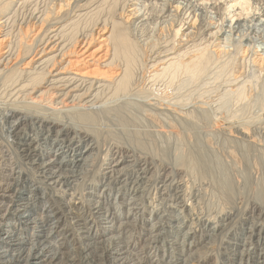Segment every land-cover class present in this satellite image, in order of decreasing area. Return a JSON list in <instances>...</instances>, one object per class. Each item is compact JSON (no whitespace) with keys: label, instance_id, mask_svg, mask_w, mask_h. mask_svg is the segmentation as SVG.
<instances>
[{"label":"bare ground","instance_id":"6f19581e","mask_svg":"<svg viewBox=\"0 0 264 264\" xmlns=\"http://www.w3.org/2000/svg\"><path fill=\"white\" fill-rule=\"evenodd\" d=\"M249 1L0 0V113L11 138L0 137V264H208L218 242L215 264H264V123L241 122L237 107L205 124L199 105L168 102L179 73L191 80L229 55L225 21L236 15L225 27L241 39L261 21L264 6ZM237 6L253 15L229 16ZM161 18L144 47L134 22ZM250 62L263 70L264 54ZM235 72L224 94L240 103L250 81ZM160 81L163 95L152 89ZM208 131L229 142L221 155ZM154 178L157 205L138 216ZM34 202L44 203L39 216ZM140 222L138 250L130 232Z\"/></svg>","mask_w":264,"mask_h":264},{"label":"rangeland","instance_id":"374dc122","mask_svg":"<svg viewBox=\"0 0 264 264\" xmlns=\"http://www.w3.org/2000/svg\"><path fill=\"white\" fill-rule=\"evenodd\" d=\"M159 3H160V0H157ZM133 2H135V6H137V8H139L140 7V5H142L143 3H142V0H132V3ZM139 2V3H138ZM226 2H228V4L230 3L229 2V0H226ZM253 2H255L254 0H250L249 1V8H251V9H254V8H258V9H260L261 7H263L264 6V4H262V2L260 1V3L259 4H253ZM139 4V5H138ZM261 5V6H260ZM225 6H227L225 3H224V7ZM252 6V7H251ZM236 8V7H235ZM142 9H143V7H142ZM208 9H210V8H208ZM227 9V8H226ZM228 10V9H227ZM226 10V11H227ZM230 10V9H229ZM239 10V11H238ZM241 10V8L239 7V6H237V9H232L231 10V12L230 11H225L226 13H228V12H230V15L229 16H231L232 14H237L238 12H241L242 13V15H240L238 18L239 19H242V18H246V20L247 19H249V17L248 16H250L249 14H252V10L249 12V14L247 15L246 14V12L245 11H240ZM262 10V9H261ZM261 10H259L258 12H255V13H260V11ZM213 10H209V14H211L212 15V17H214L215 16V14L212 12ZM232 11H234V12H232ZM224 12V13H225ZM246 14V15H245ZM262 13H260L259 15H261ZM210 15V16H211ZM253 15V14H252ZM226 16V15H225ZM227 17V16H226ZM255 17H256V14H255ZM228 18V17H227ZM236 15L233 17V19H232V22H231V24L228 22H224L223 23V27H222V29L223 30H221V34H220V36H219V41L220 42H222L223 43V45L226 47V49H229V55H228V53L226 54V56L223 58V57H221V59L219 58L217 61H216V59H214V60H212V61H210L209 62V65L207 64L205 67H204V70H202L200 73H198L197 75H195V77L194 78H192L191 80H188L187 79V77L185 76V74L184 73H179L178 74V77H176V79L174 80V81H176V83L175 82H173V86L174 87H176V88H174L173 86H172V88H170V91L172 92L173 91V93L174 92H177L178 94L180 93V94H182V97L180 96V95H178V94H173L171 97H169L168 98V102L169 103H172V102H175V101H177L178 100V98H179V101H178V103H180V104H177V105H179V106H183V107H190V106H194V107H197L198 105V107L200 108V113L202 114L201 115V117L199 118L200 120L203 118V116H204V114H205V116L207 117V119H203L204 120V122H205V120H207V122H205V124H207V123H209L210 125L212 124V121L214 122L215 120H217V119H222V120H226L227 121V119L229 120L230 119V117L234 114V112H236V110L238 109V108H240L239 110H240V115H239V117H241V118H239L238 117V119H241L242 121L241 122H243V123H245V122H247L248 120H249V122L248 123H250V121H251V125H258V124H261V123H264V69L263 70H257V68L255 67V66H253V64L250 62V59H251V57L253 56V53L254 52H259V53H263L264 54V22L262 23V21H264V17L263 16H260L259 18L261 19V21H259V22H256V24L254 25V27H252L250 30H245V31H243V33H245V35L244 36H242V39L241 38H239V36H240V34H238V32H235L234 30H231V29H228V28H226L225 26H226V24H230V25H232L233 23H234V21L236 20ZM226 20V19H225ZM149 22V23H147V22ZM146 21H140V19H138V20H136L135 22H134V25H133V29H134V35H135V37L137 38V40H138V42H140V44L141 45H143L144 47H148L149 46V42L150 41H153V39L155 38V34H154V30H156V27H157V25L159 24V21H160V23H161V21H163V19L161 18L160 20H156L155 22L153 21V19H148V20H146ZM145 22V23H144ZM150 22L152 23L151 25H150ZM155 23V24H154ZM143 24V25H142ZM220 24V23H219ZM252 23H250V24H247V25H242L241 26V28H243V29H246L248 26H250ZM261 24V25H260ZM263 24V25H262ZM147 26H148V28H147ZM156 26V27H155ZM186 26V25H185ZM184 26V27H185ZM146 27V28H145ZM213 27H215L214 25H213ZM214 29V28H213ZM143 30V31H142ZM150 32V33H149ZM242 34V33H241ZM252 36V37H251ZM251 39V40H250ZM144 40H146V41H144ZM250 41V42H249ZM146 44V45H145ZM147 44H148V46H147ZM237 44V45H236ZM241 48H247L248 49V51H247V53H248V55H247V58L245 59V60H239L238 59V57L240 56V52H241ZM238 51V52H237ZM230 54H233V55H231L232 57H230ZM234 57V58H233ZM223 58V59H222ZM232 58H233V60H232ZM248 60V61H247ZM149 61H151V59H149ZM221 61V62H220ZM228 61V62H227ZM235 61V62H234ZM247 61V62H246ZM242 63V64H241ZM248 63V64H247ZM237 65V66H236ZM235 66V67H234ZM140 69V70H139ZM139 71H142V66H139ZM239 70H240V74H241V77L239 78V80H241V79H244L243 81H245V80H249L250 82H248L249 84H247V82H245V84L247 85L246 87H247V89H246V98L243 100V101H241L240 103L238 102V103H236V100L233 98V97H231V96H229V95H225L224 93H225V90H227L228 89V85H227V82L228 81H231L232 79H233V74L235 73L236 74V72L235 71H237V72H239ZM242 70H243V72H242ZM229 74V75H228ZM227 75V76H226ZM248 75V76H247ZM260 75V76H259ZM253 79H251V78ZM232 78V79H231ZM227 82H226V81ZM166 81V80H165ZM164 81V82H165ZM257 81V82H256ZM164 82L163 81H160V82H157V84H155L153 87H152V89H157V91H159V93L160 92H162V88L164 87ZM225 82H226V84H225ZM229 84V83H228ZM158 85H160V86H158ZM162 85H163V87H162ZM176 85V86H175ZM205 87V88H204ZM174 88V89H173ZM226 88V89H225ZM161 89V90H160ZM177 90H181V91H177ZM203 90V91H202ZM209 90V91H208ZM213 90V91H212ZM216 91V92H215ZM250 91V92H249ZM204 93H206V94H203ZM162 95L164 94L163 92L161 93ZM184 94H186V95H184ZM176 95H178L179 97H177ZM184 95V96H183ZM198 95V96H197ZM200 95H201V97H200ZM248 95V96H247ZM229 98H228V97ZM175 99H177V100H175ZM180 97H181V99H182V101H184V99H186L185 97H187V99L184 101V104H183V102L181 101L180 102ZM174 99V100H172V101H170L171 99ZM190 98L192 99V100H190ZM193 99H194V101H193ZM200 99V100H199ZM247 99V100H246ZM123 100V99H122ZM196 100V101H195ZM189 101V102H188ZM192 101V102H191ZM233 101V102H232ZM245 101H247V102H245ZM187 102L189 103V104H187ZM194 102V103H193ZM205 102V103H204ZM261 102V103H260ZM191 103V104H190ZM246 103V105H244ZM187 104V105H186ZM203 104V105H202ZM235 104H236V107H235ZM258 104V105H257ZM197 105V106H196ZM201 105V106H200ZM238 105V106H237ZM259 105H260V107H259ZM208 106H210V107H208ZM262 106V107H261ZM201 107H203V108H201ZM205 107V108H204ZM238 107V108H237ZM236 108V109H235ZM256 108V109H255ZM202 109V110H201ZM263 109V110H262ZM1 110V109H0ZM211 110V111H210ZM233 110V111H232ZM248 110V111H247ZM256 110V111H255ZM260 111V112H259ZM205 112V113H204ZM224 112V113H223ZM228 113V115H226L227 113ZM246 112H247V114H246ZM204 113V114H203ZM216 113V114H215ZM222 113H223V115H222ZM226 113V114H225ZM244 114V115H246V116H244V115H242L241 116V114ZM217 114H219V115H217ZM259 114V116H257ZM208 115V116H207ZM220 115H222V116H220ZM226 115V116H225ZM249 115H250V117H249ZM220 116V117H219ZM253 116V117H252ZM214 117H216V118H214ZM246 117H248V118H246ZM263 117V118H262ZM214 118V119H213ZM224 118V119H223ZM246 118V119H245ZM250 118H251V120H250ZM4 119V120H3ZM198 119V120H199ZM209 119H211V122H210V120ZM247 120V121H245V120ZM3 122H2V121ZM209 121V122H208ZM238 121H240V120H238ZM2 123V124H1ZM253 123V124H252ZM1 125H3L2 126V128H1ZM6 121H5V117L3 116V114H1L0 113V137L2 138V137H5L4 139L2 138V140L1 141H3L4 142V144H5V142H9L10 143V141H11V138H10V136H8V135H6V131H5V128H6ZM4 126H5V128H4ZM209 126V125H208ZM194 129V131L196 130L195 128H193ZM1 130H2V132H1ZM167 131V130H166ZM197 131V130H196ZM195 131V132H196ZM3 133V134H2ZM212 133V134H211ZM213 133H215L214 135H213ZM223 133V132H222ZM221 132H217V131H214V132H210V131H208V134L206 135L205 133H204V135L203 136H205L204 137V142H207V144L209 145V147L211 148V145L212 144H214V145H212V148L211 149H213V150H215L216 152H218V153H220V155H221V149H222V146H224V145H227L228 143H227V141H225V138H224V135L222 134ZM201 134H202V131H201ZM6 135V136H5ZM210 135V136H209ZM221 135V137H219ZM223 136V137H222ZM171 138H172V136H170ZM200 138H202L201 136H200ZM214 140H213V139ZM6 140V141H5ZM208 140H211V141H208ZM221 140V141H220ZM222 140H224V142L222 141ZM200 141H202V139H200ZM215 141V142H214ZM223 144V143H225L224 145H221V143ZM211 144V145H210ZM236 145H239V143H236ZM215 148H214V147ZM216 146H219V147H217L216 148ZM206 149V148H205ZM208 150V149H207ZM209 151V150H208ZM214 153V152H213ZM212 153V154H213ZM209 154H210V152H209ZM215 154V153H214ZM109 155V154H108ZM107 155V156H108ZM216 155V154H215ZM216 158H217V156H216ZM218 160L220 159V158H217ZM24 160V159H23ZM22 160V161H23ZM104 160H105V162H107L108 161V159H107V157L105 156V158H104ZM222 160V159H221ZM26 160H24V162H25ZM220 161V160H219ZM223 161V160H222ZM226 161H223V163H225ZM26 163V162H25ZM222 163V162H221ZM222 163V165H224ZM227 163V162H226ZM233 165V164H232ZM26 170V169H25ZM25 170L23 171L22 170V168H21V175H22V177H26V173H25ZM227 173V172H226ZM14 176H16V173L14 174ZM152 180V179H151ZM156 180V181H155ZM160 179L158 178H154L153 179V181H150V185L147 187L148 188V190H147V188H145L146 190H144L143 191V193L140 195L141 196V201H140V203H142L141 205H140V203L137 205V208L139 209V213H138V216H142V214L145 212V211H149V209L152 207V205H153V207L154 206H156L157 205V200L159 199V196H158V193H157V190H158V186L159 185H157V184H159L158 183V181H159ZM29 181V180H28ZM152 182H154V183H152ZM156 182V183H155ZM234 182L235 183H237V181L236 180H234ZM35 184V183H34ZM33 184V182H30L29 183V185L26 187V188H28V187H30V186H32V185H34ZM234 185H236V184H234ZM237 185H238V183H237ZM156 186H157V189H156ZM155 187V188H154ZM102 187L101 186H99V188H98V190L100 191V189H101ZM152 188H154V189H152ZM20 189H22V188H20ZM40 189H43L42 187H40ZM89 188L88 187H86V189L85 190H88ZM154 190H155V193H154ZM13 192V191H12ZM147 192L149 193V194H147ZM154 194H153V193ZM115 190H112L110 193H108V198H106V201L107 202H109V200L110 201H112V200H116L115 201V203H116V209H117V204H118V200L116 199L117 198V192L115 193ZM137 194V193H136ZM153 195V196H150V195ZM155 195V196H154ZM156 195H157V198H155L156 197ZM70 195H67V199H69L70 197H69ZM136 196H139V194H137ZM146 196H148L147 197V199L145 198ZM150 196V197H149ZM129 197V194H125V198H128ZM150 198H153V199H150ZM166 198H170V197H166ZM87 199V198H86ZM15 200V199H14ZM145 201V202H144ZM114 202V201H113ZM151 202V203H150ZM153 202H154V204H156V205H154L153 204ZM156 202V203H155ZM35 203V202H34ZM147 206H146V205ZM140 205V206H139ZM238 206H239V208H241L240 206L241 205H243L242 203H239V204H237ZM43 206H44V203H35L34 204V208H33V216H37L38 215V211H41L42 212V208H43ZM139 206V207H138ZM144 206V207H143ZM6 206H3L2 207V209L3 208H5ZM141 208V209H140ZM238 208V207H237ZM12 209H15V206H13L12 207ZM115 209V210H116ZM243 210V209H242ZM119 212H120V210H119ZM41 213H39V215H40ZM146 214H148V212H146ZM146 214H145V216H146ZM38 215V216H39ZM137 217V216H136ZM143 219H144V217H143ZM7 221H10V220H7ZM142 223L143 222H140V223H138V226H140V227H138L137 228V230H135V232H133L132 230H131V232H130V235H131V240L134 238V243L136 244V248L139 250L140 249V246L142 245V243L144 242V240H145V238H146V231L144 230V227H143V225H142ZM142 226V227H141ZM14 231H15V229H14ZM13 231V232H14ZM2 234L1 235H4V233L6 234V232L5 231H3V232H1ZM19 233V232H18ZM19 236H21L22 238L25 236V234L24 233H21L20 232V235ZM143 237H145V238H143ZM143 238V239H142ZM138 239V240H137ZM217 244H219V242L218 243H216V245L215 246H213L214 248H213V253L212 254H214V256H213V259L211 258L209 261H208V264H215L214 262H215V260L216 261H218L219 260V255H220V245H218L217 246ZM139 246V247H138ZM218 248V249H217ZM217 251V252H216ZM7 254V253H6ZM216 256V257H215ZM214 261V262H213ZM220 261H222V260H220ZM222 264V263H221Z\"/></svg>","mask_w":264,"mask_h":264}]
</instances>
